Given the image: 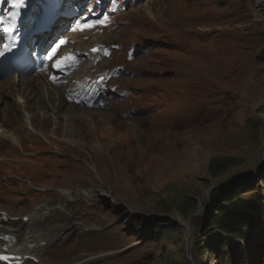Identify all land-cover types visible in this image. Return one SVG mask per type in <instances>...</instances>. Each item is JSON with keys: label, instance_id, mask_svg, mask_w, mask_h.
Segmentation results:
<instances>
[{"label": "rangeland", "instance_id": "374dc122", "mask_svg": "<svg viewBox=\"0 0 264 264\" xmlns=\"http://www.w3.org/2000/svg\"><path fill=\"white\" fill-rule=\"evenodd\" d=\"M87 10L94 27L84 40L102 39L92 65L109 93L90 107L56 108L57 120L39 101L27 121L10 92L1 107L0 124L20 142L0 141L3 228L18 230L22 246L23 217L66 207L35 221L61 236L23 264H264L261 218L242 246L209 228L224 187L264 202L256 0H85L52 41ZM66 188L76 200L64 199Z\"/></svg>", "mask_w": 264, "mask_h": 264}, {"label": "bare ground", "instance_id": "6f19581e", "mask_svg": "<svg viewBox=\"0 0 264 264\" xmlns=\"http://www.w3.org/2000/svg\"><path fill=\"white\" fill-rule=\"evenodd\" d=\"M29 1L31 4L33 3L35 11L39 9V2L41 0H29ZM45 1L49 7L50 6L56 7V0H45ZM84 1L85 0H64L63 5L67 6L68 9L71 11L69 12V14H72V13L77 12V10L79 9V5L82 4ZM99 1L101 3H104V0H99ZM256 3H257L258 9L261 11V14L264 18V0H256ZM183 7H185V5H182L180 8H183ZM99 8L100 6H98V10ZM91 17H92V13L91 11H88V10L83 15H81V18L83 19V23L87 22L89 19H91ZM73 21H74L73 17L70 18L69 15H64V13H62L57 23L53 26L51 32H48L43 36L45 39L44 47L46 49L50 48L51 45H49V42L53 40L57 34L61 33L63 29L66 27V25H69ZM91 32L92 31L88 29H84L81 31L77 27V24H75L74 26H71L70 29H68L66 32H64L63 35L56 42L58 43L59 41L66 39V42L60 47V50L57 53V56L59 58L64 57V56H72L73 58H76L79 61V65H75L71 68L73 70L76 69L77 71L70 77H66L65 75L61 76L60 71L53 70L52 67L56 63L55 61L52 62V67H51L50 72L43 70L41 72L32 73L27 76H21L20 74H18V72H16L14 76L12 77H0V113L4 111L3 109H1L2 105L6 107L8 104L7 101L4 100L6 99V94L8 92H10L9 97H14V100H15L14 102H15L16 107L22 111L27 121L32 119L34 115L36 114V113L33 114L30 111V106L32 103L33 105H36V103H39V101L41 102L46 101L44 103H47L49 106H52L51 107L53 111L52 116L53 118H55V120H57V118L59 117V115L56 114V110H57L56 108L65 107L67 105L72 108L75 107L74 105L72 106L69 105V102L76 104V105L85 104L83 101H78L77 94H75L77 90H80L85 85L86 86L90 85L91 88H95V89L98 88V93H97L94 103H97V101L100 98L106 96L109 92L102 89V87L106 85V83L105 82L101 83L97 81L98 78L102 76V75H98L97 73V70L99 71V67L98 66L95 67L94 65H92L95 59L99 57V54L93 52L92 49L95 46L100 45V42H101L100 40L102 39H100V37H94L91 40L90 38L89 40H84L87 38V35H92ZM187 32H190V31H187ZM216 51L218 50L216 49ZM213 53L214 52H210L208 56L210 58H213ZM86 58H87L86 63L83 64ZM67 61L68 63H70L74 60L72 59V60H67ZM100 66H101V63H100ZM91 70L92 72L93 70H95V72L92 73ZM89 71H90L89 74L85 73ZM3 79H7V81L2 82ZM60 86L62 87L68 86V90H65L66 92L63 93L61 91ZM41 92H43V95ZM6 114H7L6 112L5 114H2L3 121L4 120L6 121V118H9V115H6ZM262 115L264 119V113ZM42 116L44 115L42 114ZM6 140H11L14 144H17V145L18 143H20L17 140V138L14 137L13 134H11V132H9L3 127L1 123L0 124V141L3 142ZM71 193L72 192L68 189L63 191L64 199L66 198L68 201L74 200L75 198L71 197ZM82 193L84 196L89 195V192L85 190L82 191ZM101 194H102L101 197L103 198L105 194L103 192ZM59 208H62V207L59 205ZM52 209L53 208H49V207L44 208V209H37L35 212H32L29 215H26L25 216L26 219L25 217H23V219H25L26 222L23 220L25 222L24 224L25 228L21 231L22 241L21 240L20 241L24 242L25 244H23L22 246H18L17 243H15L14 245H8V244L6 245L9 251H11L14 255L18 256V263H15V264H23L24 260L27 258H33L36 262H39L40 258L36 252L37 250L36 248L42 251L45 245L51 244L52 242L51 240L53 237H56V239L60 238L61 236L60 233H55L53 235L49 231L45 232L42 230H38L36 229V227H34L35 221L40 220L46 215H49ZM4 218L8 219L10 217L8 216L5 217L3 215L0 216V230L9 231L11 232V233L8 232L9 234L11 235L13 234L16 237L18 230L3 228L2 221ZM30 242H35V243L33 245H29L28 243Z\"/></svg>", "mask_w": 264, "mask_h": 264}, {"label": "trees", "instance_id": "16d2710c", "mask_svg": "<svg viewBox=\"0 0 264 264\" xmlns=\"http://www.w3.org/2000/svg\"><path fill=\"white\" fill-rule=\"evenodd\" d=\"M215 163H212V169ZM228 188L224 187L219 195L222 201L211 218L209 228L219 235L237 239L241 246L243 242L249 244L254 239L258 220H264V202L259 193L251 195L249 188L243 191Z\"/></svg>", "mask_w": 264, "mask_h": 264}, {"label": "snow or ice", "instance_id": "6c2138e0", "mask_svg": "<svg viewBox=\"0 0 264 264\" xmlns=\"http://www.w3.org/2000/svg\"><path fill=\"white\" fill-rule=\"evenodd\" d=\"M24 2H25V0H12V5L14 7L19 8V7H22L24 5ZM105 19H107V17H105ZM12 20H13V22L15 21V16L12 17ZM4 22H5L4 21V17L0 16V25L4 24ZM77 27L82 31V30H84L86 28H92V27H94V25L89 24V23H83V24H79L78 23ZM12 30L13 29L11 27L4 28V31L6 33H10V32H12ZM63 43H65V41L61 40L60 44H63ZM57 48H59V44H57L55 48H52V50H51V55L52 56H54L56 54V49ZM92 51L96 52V51H98V49L94 48V49H92ZM3 54H4V52L0 51V55H3ZM105 54H107V53H105ZM49 58H51V56ZM72 59H74L72 56L61 57L59 60L56 61V63L53 66L56 67L58 70H62V68L64 66V62L67 61V60H72ZM101 80H103V77H101Z\"/></svg>", "mask_w": 264, "mask_h": 264}, {"label": "water", "instance_id": "95a60500", "mask_svg": "<svg viewBox=\"0 0 264 264\" xmlns=\"http://www.w3.org/2000/svg\"><path fill=\"white\" fill-rule=\"evenodd\" d=\"M31 243V244H30ZM30 243H28L29 245H33L35 242H30Z\"/></svg>", "mask_w": 264, "mask_h": 264}, {"label": "built area", "instance_id": "2783aa9c", "mask_svg": "<svg viewBox=\"0 0 264 264\" xmlns=\"http://www.w3.org/2000/svg\"><path fill=\"white\" fill-rule=\"evenodd\" d=\"M103 191V190H102Z\"/></svg>", "mask_w": 264, "mask_h": 264}]
</instances>
